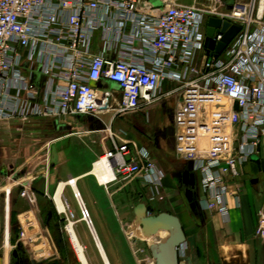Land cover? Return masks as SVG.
I'll use <instances>...</instances> for the list:
<instances>
[{
  "label": "built area",
  "instance_id": "1",
  "mask_svg": "<svg viewBox=\"0 0 264 264\" xmlns=\"http://www.w3.org/2000/svg\"><path fill=\"white\" fill-rule=\"evenodd\" d=\"M162 2L155 13L150 0H0V146L9 142L6 130L24 132L49 117L69 132L72 118L85 125L82 136L97 133L99 143L109 145L96 160L113 172L105 186L139 178L159 188L163 170L113 120L151 105L169 82L168 93L182 95L174 115L175 154L193 162L202 206L228 218L231 182L254 155L264 162V0H236L224 12ZM212 14L242 27L213 56L205 46ZM106 114L114 118L107 121ZM19 158L11 160L12 170ZM73 192L98 245L91 212ZM53 201L67 230L76 214L66 198L64 212ZM256 235L264 237V204Z\"/></svg>",
  "mask_w": 264,
  "mask_h": 264
},
{
  "label": "crops",
  "instance_id": "2",
  "mask_svg": "<svg viewBox=\"0 0 264 264\" xmlns=\"http://www.w3.org/2000/svg\"><path fill=\"white\" fill-rule=\"evenodd\" d=\"M150 1L155 5L153 12L160 13L163 10L162 0ZM167 1L187 5L193 3L192 0ZM212 1L213 4L210 6L218 12H224L229 10L236 0ZM37 78L38 76L35 77L36 80ZM111 86L112 84H108L107 88L118 91L114 85ZM171 88L173 85L166 83L160 98L151 105L136 112L116 116L113 120V127L123 131L121 133L126 140L138 147L148 149L152 157L157 160H170L175 152L177 128L174 115L182 95L169 94ZM149 107L155 110V117L149 121L150 124L148 116L146 122H140L142 119L139 117L147 113ZM168 111L173 115L171 121L170 116L165 118ZM113 116L109 114L108 120L110 121ZM68 121L71 122L69 132L63 131L58 121L49 117L27 124L23 128L24 132L6 130L10 132L9 142L0 146V171H3V175L0 176V254L4 257V264H11V254L19 242L23 243L28 254L24 261L26 264L31 261L32 264H53L60 258L56 253L60 248L59 242L50 234L58 228H63L61 222L64 220V215L57 211L53 193L64 178L66 181L75 178L83 200L98 220L106 217L101 205L104 209L107 208V216L113 217L118 213L121 201L117 193L125 186H121L118 182H111L105 186L103 183L106 180L102 182L92 171L96 159L109 145L99 143L97 133L82 136L79 133L85 128V125L79 124L82 122L72 121V118ZM144 126L156 128L157 132H139L141 127L145 128ZM164 127L168 129L172 127V130L160 132ZM148 135H151V139ZM17 156L23 157L24 160L12 170L11 160ZM188 165L189 169L185 170H195L193 163L188 162ZM185 167L176 165L172 175L166 177L167 184L175 182L172 187L167 185V189L166 179L163 181V190L167 195H172L176 185L178 194H182L181 177ZM22 173H25V176L17 178ZM65 189L68 190V195L65 190L63 198L65 196L68 201L71 199L78 209L74 188L69 183ZM178 194H175L177 197L173 201L179 199L180 205H175V212L169 213L179 218L186 236L195 238L200 264H264V237L256 235L258 211L264 204V162L260 166L254 161L248 162L243 166L241 176L231 182L227 199L230 211L228 218L204 208V217L200 219L193 213L187 200L182 202L181 195ZM124 209L125 218L129 217L133 231L144 237L135 218L125 207ZM123 220L125 219L119 215L120 223H123ZM21 233L25 235L22 236ZM170 236V231L165 229L160 230L150 239L154 243H159L163 237ZM100 243L104 247L101 240Z\"/></svg>",
  "mask_w": 264,
  "mask_h": 264
},
{
  "label": "rangeland",
  "instance_id": "3",
  "mask_svg": "<svg viewBox=\"0 0 264 264\" xmlns=\"http://www.w3.org/2000/svg\"><path fill=\"white\" fill-rule=\"evenodd\" d=\"M192 1L193 3H190L189 5L200 7L206 11H210L213 8L212 6H210L213 4L212 0H192ZM239 1L247 2L249 0H239ZM113 85L114 84H112V86ZM155 115H156L155 110L153 111V109H150L149 107L147 113H143V115L139 117L142 119L140 120V122L141 121L146 122L147 119L146 116H148L149 119L148 122H149L151 121V119L155 117ZM165 115H166L165 117L166 119L167 116H170V121H171L173 117L172 113L168 111ZM103 117L108 120L109 114H106ZM146 126H148V123H146ZM146 126H144L145 127L144 129L143 127H141V130L139 132H152V130H154ZM170 130H172V127L170 128ZM23 160L24 158L20 157L16 161V164L22 163ZM153 160L165 173L164 181L166 179L165 183L167 189H168L167 185L172 187L175 184V182H173L174 184L171 183L167 184L166 177H168V175L170 174L172 175V172L176 165L180 164L184 167L186 166L185 168H183L184 170L189 169L188 161L177 158L175 152L173 158L170 160L168 159L157 160L155 158H153ZM24 176L25 173L24 174L22 173L19 174L17 178L18 177L23 178ZM61 181H66V178H64ZM176 187L177 185L174 187L176 191L174 190L172 195L170 194L167 195L166 191L163 190L164 189L163 186L159 188H152L148 184H146L143 180L138 178L129 182L128 185L123 187V189H121L117 193V196L121 201L120 202L121 205L118 206V213H115L113 217L107 216L108 215L107 208H105L106 209L105 210L104 206L101 205L102 206L101 210L104 211L106 217H104V219L102 220L101 219L98 220L94 215L93 211L88 207L91 212V216L95 224V228L99 234L100 240L102 241L104 248L107 252V255L112 264H157L156 259L152 256L149 249L150 243L153 241L139 234H136L133 231V227L129 221V217L125 218L124 207L126 208L127 212L133 216V218H135L134 207L141 202L150 205L154 210L153 211L154 214H158L161 212L174 213L175 212L174 206L177 204L180 205L179 199H175L178 200L176 202L175 200L173 201V199L177 197V195L175 194H178ZM54 188H56V186ZM178 188H180V185L178 186ZM180 189L182 194H180L181 196L179 194L178 195L182 198L183 200L182 202H184L186 199L183 194L182 188ZM65 190L67 189H64V191ZM160 191H162V193ZM66 195H68V190L66 191ZM69 201L76 214L75 230L77 232V236L80 239L82 246L85 248L84 250L90 264H105L101 256V253L99 251L98 245L94 241L85 222L82 221L80 218L79 210L76 208V205L73 203L71 199H69ZM118 214L123 219H125L123 220V223H120ZM64 220H65V216H64ZM64 220L61 222V226L63 228L62 229L58 228L57 231L55 230L50 234L51 237H54L56 241L59 242V247H60L59 250H57L56 252L57 254L60 255V258H58L57 261L53 262V264H82L78 257L77 250L74 244L72 243L71 237L68 234L67 230L65 229L67 222L66 220L65 221ZM101 221L102 223L100 224ZM21 235L23 236L25 235V233H21ZM27 264L30 263L27 262Z\"/></svg>",
  "mask_w": 264,
  "mask_h": 264
},
{
  "label": "water",
  "instance_id": "4",
  "mask_svg": "<svg viewBox=\"0 0 264 264\" xmlns=\"http://www.w3.org/2000/svg\"><path fill=\"white\" fill-rule=\"evenodd\" d=\"M241 26L232 24L218 16H211L208 19L207 37L205 46L207 52L213 56L221 54L225 48L232 42L235 36L241 31ZM222 38L217 41L218 35ZM115 88H119L117 85ZM235 108H238L236 103ZM173 122V120H172ZM252 161L261 165V158L257 155L252 157ZM193 163V162H191ZM183 183L186 185V198L196 204L202 213V207L194 196L195 173L189 170L183 172ZM153 208L143 202L134 207L136 223L141 227L145 238L150 239L160 230H169L170 237H163L159 243L151 242L149 249L157 264H200L197 243L194 237L186 236L182 224L176 215L169 212L153 213ZM186 248V251L183 250ZM28 254L22 242L11 254V264H26L24 261ZM32 264L33 262H29ZM0 264H4V257L0 254Z\"/></svg>",
  "mask_w": 264,
  "mask_h": 264
},
{
  "label": "bare ground",
  "instance_id": "5",
  "mask_svg": "<svg viewBox=\"0 0 264 264\" xmlns=\"http://www.w3.org/2000/svg\"><path fill=\"white\" fill-rule=\"evenodd\" d=\"M93 173L95 174V176L100 179L102 182H107L108 180H110L113 177V172L110 168L107 167V165L104 162H96L95 165L93 166ZM99 176V177H98ZM72 182V187L76 190L79 191L77 189L76 186V180L74 179ZM69 184V180L66 182L61 181L55 191V199H56V203L57 206L59 208V210L61 212L65 211V202H64V198H63V194H64V189L66 187V185ZM75 228V223L71 222L68 226H67V232L71 237L72 243L74 244L77 253H78V257L80 259V261L82 262V264H90L87 255L85 253V248L82 246L80 239L77 236V233L74 230ZM98 248L99 251L101 253V256L103 258V261L105 264H111L104 247L102 246V244L100 243V241H98ZM185 251V249L183 250Z\"/></svg>",
  "mask_w": 264,
  "mask_h": 264
},
{
  "label": "flooded vegetation",
  "instance_id": "6",
  "mask_svg": "<svg viewBox=\"0 0 264 264\" xmlns=\"http://www.w3.org/2000/svg\"><path fill=\"white\" fill-rule=\"evenodd\" d=\"M168 131H170V129H168V128H166V127H164V128H161V131L160 132H168ZM152 132H157V130H156V128H154V130H152ZM148 137H150V139H151V135H148ZM192 172H194L195 173V188H194V196H195V199H197L198 201H199V203H200V205H201V207H202V211H204V207L202 206V204H201V202H200V186H199V175H198V173L195 171V170H192ZM181 181H182V183H181V188H182V190H183V194H184V196H185V198H186V185L183 183V175H182V177H181ZM186 200H187V198H186ZM187 202H188V204H189V206L191 207V209H192V211H193V213L198 217V218H203L204 217V212H200V210L198 209V207L196 206V204L194 203V204H192V203H190L188 200H187Z\"/></svg>",
  "mask_w": 264,
  "mask_h": 264
}]
</instances>
